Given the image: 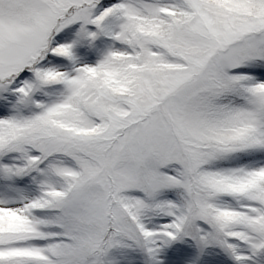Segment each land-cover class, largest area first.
Here are the masks:
<instances>
[{
	"label": "snow or ice",
	"instance_id": "6c2138e0",
	"mask_svg": "<svg viewBox=\"0 0 264 264\" xmlns=\"http://www.w3.org/2000/svg\"><path fill=\"white\" fill-rule=\"evenodd\" d=\"M0 264H264V0H0Z\"/></svg>",
	"mask_w": 264,
	"mask_h": 264
}]
</instances>
